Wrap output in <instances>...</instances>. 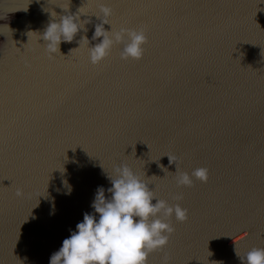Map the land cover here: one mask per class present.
Returning a JSON list of instances; mask_svg holds the SVG:
<instances>
[{
    "label": "water",
    "instance_id": "water-1",
    "mask_svg": "<svg viewBox=\"0 0 264 264\" xmlns=\"http://www.w3.org/2000/svg\"><path fill=\"white\" fill-rule=\"evenodd\" d=\"M101 4L106 31L146 30L140 61L121 60L119 44L90 62ZM78 13L87 32L49 59V23ZM5 15L0 264H50L122 164L188 210L169 221V264H242L237 254L264 249V0H7ZM167 156L189 175L206 168L207 182L178 186Z\"/></svg>",
    "mask_w": 264,
    "mask_h": 264
},
{
    "label": "clouds",
    "instance_id": "clouds-1",
    "mask_svg": "<svg viewBox=\"0 0 264 264\" xmlns=\"http://www.w3.org/2000/svg\"><path fill=\"white\" fill-rule=\"evenodd\" d=\"M100 12L104 19L95 26L92 37L94 41L100 42L89 47L90 62L99 65L110 55L113 46L119 44L124 45L120 53L121 60L140 61L148 42L146 30L120 28L119 31H106L104 25L110 24L112 9L101 4ZM88 23L89 20H80L79 13L61 16L59 22H50L42 36L49 59L60 54L61 42L71 43L81 30L87 32L84 26ZM82 43L89 45L87 36L81 37L79 48ZM167 157L170 165L176 166L178 186H193V177L202 183L207 182L206 168H197L189 175L179 171L176 157ZM160 167L164 172L167 171L162 165ZM109 180L112 185L107 189L110 198L106 199L102 187L97 189L92 203L94 214H84L83 222L76 225V231L64 239L58 252L52 254L50 264H147L149 256L157 251L164 253L162 264H169L170 256L164 249L175 231L169 221L174 215L177 222H186L188 210L178 203L170 205L166 200L157 199L154 191L149 189V184L127 165L115 167L114 175L109 176ZM23 195L21 189L16 190L18 198ZM173 199L180 200L182 196ZM153 200H156L155 204ZM237 256L242 264L244 259L247 264H264V249L253 248L245 258Z\"/></svg>",
    "mask_w": 264,
    "mask_h": 264
},
{
    "label": "bare ground",
    "instance_id": "bare-ground-1",
    "mask_svg": "<svg viewBox=\"0 0 264 264\" xmlns=\"http://www.w3.org/2000/svg\"><path fill=\"white\" fill-rule=\"evenodd\" d=\"M15 1V0H14ZM17 3L22 2L23 0H16ZM7 4V0H0V24L4 23V26H7V20L9 19L8 15H5L4 18H2V13H4L5 7ZM38 9L33 10L32 14L37 15ZM10 19H12V17L10 16ZM5 21V22H4ZM9 23V22H8ZM9 44H11V42H9L8 38L6 36H2L0 37V54L4 55L6 50L9 48Z\"/></svg>",
    "mask_w": 264,
    "mask_h": 264
},
{
    "label": "rangeland",
    "instance_id": "rangeland-1",
    "mask_svg": "<svg viewBox=\"0 0 264 264\" xmlns=\"http://www.w3.org/2000/svg\"><path fill=\"white\" fill-rule=\"evenodd\" d=\"M47 3H48V2H47ZM47 3L44 2V3H42V4H47ZM29 8H30V7H27V9H29ZM31 8H32V7H31ZM22 11L26 13L25 9H22ZM25 13H24V14H25Z\"/></svg>",
    "mask_w": 264,
    "mask_h": 264
}]
</instances>
